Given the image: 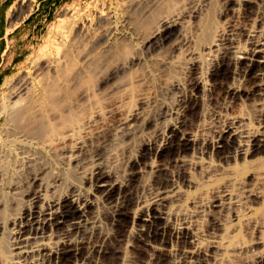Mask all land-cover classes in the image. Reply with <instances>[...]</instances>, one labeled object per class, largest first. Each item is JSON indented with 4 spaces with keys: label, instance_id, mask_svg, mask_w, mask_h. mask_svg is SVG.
I'll return each instance as SVG.
<instances>
[{
    "label": "bare ground",
    "instance_id": "6f19581e",
    "mask_svg": "<svg viewBox=\"0 0 264 264\" xmlns=\"http://www.w3.org/2000/svg\"><path fill=\"white\" fill-rule=\"evenodd\" d=\"M162 1L125 0L126 9L138 19L147 13H157L158 7L162 10ZM225 1V9L239 2L241 10L235 14L254 23L247 24L249 27L229 25L212 30V21L204 20V11L194 5L185 12L160 14L142 41V57L132 56L129 63L108 70L99 81L101 88L96 100L94 94L80 90L78 98L72 100L70 90L77 83L84 80L86 83L96 71L88 51L80 54L81 72L72 76L69 83L70 62L58 61L63 63L57 65L59 68L53 66L57 70L50 68L49 73L50 58L36 64L32 76L22 75L7 85L5 100L0 103V162L10 158L12 173L17 175L9 179L0 170V207L10 210L4 222L0 221V241L6 238L10 264H99L97 260L105 253L120 255L123 248L135 255L143 252L139 264H152L162 256L165 257L162 264H219L230 255L244 251L239 245L229 251L226 242V232L230 235L240 227L250 234L245 250L254 254V264H264V225L257 227L250 217L252 206L264 197V181H260L264 177L263 169L262 176L257 171L251 172L249 182L239 191L235 189L237 192H232L228 185H219L205 201L190 199L187 195L190 189L216 178L217 166H212L211 155L230 166L249 162L264 152V13L258 9V0ZM201 27L210 33L205 31L208 36L203 37L207 39L197 45L189 34L201 32ZM236 36H243L244 47L236 43ZM103 38L104 34L99 35L94 44ZM149 56L158 57L163 68L188 65L187 89L180 91L173 86L178 91L174 93L175 103L170 114L162 109L154 117H148L150 96L146 94L140 98L141 107L126 108V103H119L121 100L117 99V104L125 106H106L94 112L97 113L94 119H82L81 114L98 103L97 100L101 104V99L106 101L104 98H110L109 94L119 92L133 81L143 83L142 75L121 78L119 73L128 70L130 63L137 64ZM202 58L209 65L207 80L199 72ZM97 64H102L101 60ZM225 69L226 77L219 80V74ZM64 85L66 89L61 88ZM208 96L212 103L223 102L230 108L246 105L252 116L248 119L239 114L224 122L212 139H204L201 130L193 132L190 115L194 111L198 115L203 110V101ZM166 121L165 131L155 141L143 143L135 157L126 156L131 141L149 126ZM57 130H61L60 134L51 137ZM114 140L116 145L117 142L123 145L120 151L125 153L121 176L108 164L113 159L109 145ZM169 149H175V154L164 158V152ZM195 153L209 160L199 162L192 157ZM89 161L93 169L86 182L88 194H80L79 187L68 181V191L53 199L46 197L45 176L51 177L52 189L59 187L66 180L79 177ZM33 164L37 168L28 171ZM170 167L176 171H170ZM63 170H68L72 179L63 177ZM20 171L25 173L22 178ZM162 172L168 174L163 184L138 183L140 186L132 193L134 179ZM227 179L232 182L231 178ZM256 181L261 188L251 187ZM182 203L188 205L189 213L179 211ZM203 216L209 217L210 222L200 229L198 220ZM100 219H105L112 233L100 230ZM202 240L207 242L206 246H202ZM5 249L2 250L5 252ZM174 257H178L177 263Z\"/></svg>",
    "mask_w": 264,
    "mask_h": 264
},
{
    "label": "rangeland",
    "instance_id": "374dc122",
    "mask_svg": "<svg viewBox=\"0 0 264 264\" xmlns=\"http://www.w3.org/2000/svg\"><path fill=\"white\" fill-rule=\"evenodd\" d=\"M224 1L225 0H182V1L163 0L162 2L164 4L162 3L160 4L164 6V7L162 6L163 8L162 7L161 8L164 12L166 11L165 13L160 9V7H158L155 11H157V13L159 14L152 11L153 13H147L141 16V18L143 17L142 19L141 18L138 19L135 18L134 14L131 11L126 9L125 0H6V1L0 0V37L3 36V38L0 39V103L5 100L7 94V85L12 84L13 81H15L18 77L22 75L32 76L34 73L33 71L34 67L37 66L43 60H50L51 58L49 69L51 68L52 70L53 69L57 70L55 67H58L57 65H59L60 63L63 62L65 63V61L66 63L70 62L71 69L68 75V83H69L72 76L74 77V75L81 72L80 70L82 67L81 65L82 62L80 61L81 60L80 54L82 55L83 53H88V52L90 53L88 54L89 55L88 58L93 59L95 62L94 64L96 65V67L94 66V69L96 71L92 74L91 78L89 77L86 80L87 81L86 83H84L85 80L83 83L82 82L77 83L75 85L76 87L72 86L70 90L72 91V96H73L72 100L78 98V94L82 91L94 94L93 97H95L96 100L97 99L96 97H98L97 94L99 93V89L101 88L99 81L108 72V70L110 71L114 67L116 69L120 64L122 65L129 63V61H131L132 56L142 57L141 54L142 41L154 28L158 17H160L162 14H167V13L170 14V12L172 13L174 11L178 12L183 10H184L183 12H185L189 10V8L191 9V7L200 6L202 8V11H204V14L202 15L203 19L205 20L207 18L208 21L211 20L212 22H210V25L212 26L214 25L213 28L211 27L212 30H214L215 27H216L215 30L225 29L229 25L233 26L234 28H238L239 25L241 26L245 24L246 26L249 27V25L247 24L252 25L254 23V21L252 20L250 21L243 19L242 17L240 18V16H237L235 14L236 11L241 10V7L238 6L239 2L238 3L236 2L237 4H235L231 8L227 7V9H225L226 1L225 2ZM182 2L184 3L182 4ZM257 5H258V9L264 13V0H258ZM206 8L207 11H205ZM207 12H209V14ZM138 20L140 21L137 22ZM200 20L202 21V18ZM201 21L199 23L200 25L202 24ZM76 29L78 30L76 31ZM200 30H201V32H199L200 34L197 33V31L199 30H196V32L193 31V34L192 33L189 34L191 35L194 44L197 45H200V43H203L207 39V38L205 39V37L203 36H208V32H209L208 29L203 30L202 27L200 28ZM79 31L81 34L78 33ZM205 31H208L207 35ZM201 33H203V35ZM101 34H104V38L102 42L97 43L95 45L94 41L96 40V37H99V35ZM78 35L80 37H78ZM199 38H201V40ZM235 38H236V43L239 46L244 47L246 45L245 43L246 41L243 38V36L240 37L236 36ZM57 47H61L62 49L59 48V50H57L58 49ZM100 60L102 64H97ZM58 61H63V62H58ZM200 62L201 65L199 72H201V75L205 79L208 73V67H209L208 61L202 58ZM137 64L130 63L129 69L124 72H120L119 76L122 78V77H129V76L135 77L142 75V77L145 78V79L142 78V81L145 85L141 82L133 81L132 84L128 85L126 88L124 87L123 89L119 90V92L117 90L116 91V93L118 92L117 94L111 93L109 94V96L107 95L108 97H110L111 95V97L110 98L105 97L107 98V99L104 98V100L106 101L102 102L103 99H101L102 105L99 102L100 99L97 100L96 102L98 103L94 104L95 105V106L93 105L94 107L92 106V108L91 107L87 108L81 114V116H83L82 119H88V118L94 119L93 115L97 114L94 112H98L97 111L98 109L104 110V107L106 106L114 107L120 100L121 102L119 103H124V104L126 103V106L124 104H117V105H124L126 108H130L135 105L137 107H141V105L143 104L140 102V98L142 97V95L146 96V94L150 96V100L148 102V108H147L149 112L148 117L151 118L154 117V115L162 109H167L168 114H170V112L173 111L174 103H175L174 93L178 91V90H174L173 86H176L180 91H185L187 89L188 79H187L186 67L188 65L187 64L182 66L178 65L177 68L164 66L165 68L164 69L163 65L160 64L159 59L156 56H151V57L149 56L147 58H144L141 62ZM51 69L49 73H51ZM226 75H227V69L223 70L219 74L218 79L222 80L226 77ZM205 80H207V78ZM65 83L68 84L67 81H65L64 84ZM235 83H237V81H235ZM64 86H62L61 88L66 89V86L65 87ZM145 86L147 87L149 86L148 89ZM117 99H119V101ZM203 102H204L203 110L200 111L198 115L195 113V111L192 112L190 118L191 120H193V123L191 125L193 132L197 133L199 130H201L202 137L204 139H212L213 136L215 135V132L219 130V128L224 122L233 120L239 114L249 119L251 118L253 113L246 105L243 104H241V106L239 105L237 107L230 108L227 104H224L223 102L219 104L212 103L209 96L205 97ZM249 115L251 116L249 117ZM79 118L81 119L80 116L77 119L80 120ZM166 124L167 121L160 122V123H156L154 126L152 125L149 126L147 129H145L144 132L139 137L131 141V144L129 145L126 152V156L135 157L137 155L139 148L143 143L155 141L165 131ZM61 130L59 131L57 130V132L55 131L54 133H52L51 137H53V135L56 136L58 133L60 134ZM50 135L48 136L49 138H51ZM116 141L117 140H114L109 145L110 149H112V152L114 154H113V159L112 160L109 159L108 164L112 166L114 170H116L119 176H121L122 171L124 169V165H123L124 158L122 156H125V153L123 154L121 153L120 150H122L123 145L121 143L119 144L118 142L116 145L115 144ZM175 152H176L175 149L167 150L163 154L164 158H170L172 155L175 154ZM192 157L195 160L202 163H205L206 161L209 160L204 155L201 156L198 153L193 154ZM211 159H213L211 160L212 166L213 167L217 166L215 167L217 172L215 176L216 178L210 183L202 182L203 185L201 184L196 189H192V190L190 189L187 193L190 199L192 197V199L195 200L202 199V201H205L207 200V197L208 198L210 197V195L212 194L211 192H213L220 186L222 187L223 185L224 186L228 185V187H230L232 192L233 191L235 192L236 191L235 189L239 191V188H241L243 185L249 182V180L251 179V174L256 173V172L254 173V171H257L256 174H261V176L263 175L264 152L259 153L257 158H253L249 162L231 164L230 165L231 167L225 166L220 160H217V158L214 155H211ZM254 160L261 162L258 163L255 162ZM3 162L2 161L0 162L1 163L0 170L5 174L6 177H10L9 179H12V177L13 179L16 178L17 174L12 173L13 167L11 166L13 164L11 159L10 158L9 160L6 159ZM253 164L256 165L254 166ZM242 165H244V167ZM213 167L212 169H214ZM260 167L261 169L259 170ZM36 168L37 166L33 164L28 168V171L30 170L32 172L33 169L35 170ZM170 168H171L169 169L170 171L171 170L176 171L175 167L174 168L170 167ZM223 168H225L226 170ZM92 169H93V165L89 161V163L85 165V170L83 171V173L79 177H74L73 179H72V174H69L70 172L68 170H63L62 176L65 177L66 179H72V180H66V182L63 185L53 189L51 188V184H52L51 177L45 176L43 180L44 181L43 188L45 189L46 197L49 199H53L56 198L58 195L68 191L70 188L68 181H72L74 184H76L79 187L80 194L82 195L88 194V189L86 188L87 187L86 182L90 177V173ZM236 169H238L239 171L238 170L236 171ZM228 170L230 171L232 170V173L230 171L228 172ZM223 171H226V173L225 172L223 173ZM19 174L21 178L24 177L25 175L23 171H20ZM167 175H168L167 172L158 173V175L150 173V175L146 174L145 177L143 178H136L134 179L132 184V187H134L135 189L133 188L131 189V191L132 193H135V190L137 191L138 187L140 186L138 185V183L148 184L151 181L150 183H155V185H161L165 182ZM223 178L225 179L231 178L230 181L232 182L230 183L228 179L225 180ZM263 178L260 180L261 183L262 180L264 181ZM242 180H244V182ZM227 182H229L231 185H229V183ZM241 182H243V184ZM257 182L258 181L252 182L253 185L251 187L252 188H255L256 186L258 187L259 185ZM215 183H220V184L215 185ZM254 183L257 184L255 185ZM213 185H215L214 186L215 188L213 187ZM236 186L238 188H236ZM259 187L261 188V186ZM252 207L253 209L250 214V217L253 220L251 219L252 221L251 220L250 221L254 223L257 227L264 225V197L260 203L254 204ZM8 209H9L8 207H4V208L0 207L1 222H4V220L10 213V210ZM179 211L182 214H185V213H189L190 210L188 205H186V203H182L179 207ZM125 221L126 219L123 220V223H125ZM209 222H210L209 217L203 216L198 220L199 228L200 229L206 228V226L209 225ZM98 226L100 230L105 232L108 231L109 233H112L111 226L105 222V219H100L98 222ZM240 228L241 229H239L235 233H231L230 235H228L229 232L228 233L226 232L225 235L228 236L226 237L227 239L226 242L229 247L228 248L229 251L233 248L234 245L241 246V248H243L244 251L242 253L238 252L236 254L234 253L230 255L229 257H227L228 260H223L219 264H241V263L254 264V254L251 253L250 251L247 252L245 250L248 242L247 239L248 240L250 239L249 238L250 234L247 233L243 227ZM206 243L207 242L205 240H202V246H206ZM5 248H6V238H3L0 241V251H3ZM128 251L129 250L123 248L121 250V254H120L121 256L117 253L107 252L100 258L101 260H97V261L99 264H128L131 262L134 264H139L140 260L144 256L143 252L138 251V253L135 255L132 254L130 251L129 253ZM117 255L120 257H118ZM234 255H236L237 257ZM164 259L165 257L162 256L160 257V259H156V261H154L152 264H162ZM173 260L175 263H177L178 257H174ZM0 262H2L0 264L11 263V257H9V254L6 253V249L5 252L4 251L2 253L0 252Z\"/></svg>",
    "mask_w": 264,
    "mask_h": 264
},
{
    "label": "crops",
    "instance_id": "0c3cea01",
    "mask_svg": "<svg viewBox=\"0 0 264 264\" xmlns=\"http://www.w3.org/2000/svg\"><path fill=\"white\" fill-rule=\"evenodd\" d=\"M4 1H6V0H4ZM2 38H3V36L0 37V39H2Z\"/></svg>",
    "mask_w": 264,
    "mask_h": 264
}]
</instances>
